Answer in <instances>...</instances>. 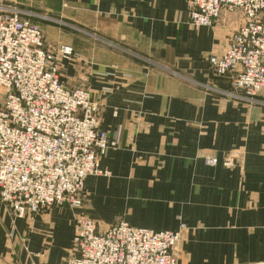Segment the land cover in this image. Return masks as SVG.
<instances>
[{"label": "crops", "instance_id": "obj_1", "mask_svg": "<svg viewBox=\"0 0 264 264\" xmlns=\"http://www.w3.org/2000/svg\"><path fill=\"white\" fill-rule=\"evenodd\" d=\"M0 5L32 12L49 47L80 56L60 61L62 79L87 85L110 139L101 158L110 175L86 179L84 208L19 219L0 199V264H60L84 216L103 229L120 220L158 232L185 224L178 264H264V91L246 99L232 74L216 76L209 64L241 14L195 28L187 0Z\"/></svg>", "mask_w": 264, "mask_h": 264}, {"label": "built area", "instance_id": "obj_2", "mask_svg": "<svg viewBox=\"0 0 264 264\" xmlns=\"http://www.w3.org/2000/svg\"><path fill=\"white\" fill-rule=\"evenodd\" d=\"M187 4L195 28L214 25L225 12L241 14L224 52L212 54L209 64L216 76L232 74L246 99L258 97L264 91V0ZM44 41L18 10L0 6V199L19 219L54 206L79 207L86 179L110 175L100 165L110 148L101 106L87 90L62 83ZM60 52L69 57L72 50ZM185 229L158 232L122 221L102 230L76 218L72 254L60 264H178Z\"/></svg>", "mask_w": 264, "mask_h": 264}, {"label": "rangeland", "instance_id": "obj_3", "mask_svg": "<svg viewBox=\"0 0 264 264\" xmlns=\"http://www.w3.org/2000/svg\"><path fill=\"white\" fill-rule=\"evenodd\" d=\"M0 6H6V5H0ZM7 7H10V8H14V9H16V10H18L19 12H20V14L22 15V17L25 19V20H27V21H29L31 24H34V25H36V26H38L40 29H41V31H42V33H43V37H44V44H45V48H46V50L48 51V52H50V53H52L55 57H56V60H57V70H58V73H59V75H60V78H61V81H62V83L66 86V87H68V88H71V87H69L66 83H65V81L62 79V74H61V65H60V61H66V62H78L79 60H80V56L78 55V54H76V52H74V50H73V48L72 47H70V46H64V45H62V46H52V47H49L48 46V43L46 42V39H45V35H44V32H43V29H42V27L40 26V25H38L35 21H32L33 20V13L32 12H30V11H28V10H25V9H22V8H20V7H18V6H10V5H8ZM51 19H53V17H51ZM55 20H57V18H55ZM58 21V20H57ZM63 48H68V49H71L72 50V52H71V56H69V57H64L62 54H61V50L63 49ZM87 85H82V86H79V87H75V88H82V89H85V90H87L88 92H90V90H89V88L88 87H86ZM73 89V88H72ZM0 92H2L3 93V99L2 100H0V103H2L3 101H4V91H3V89L2 88H0ZM90 94H91V92H90ZM1 97H2V95H1ZM92 98V97H91ZM95 102H97V101H95ZM98 103V102H97ZM100 165H101V160H100ZM106 171V170H105ZM108 172V171H107ZM85 184H86V181H85ZM85 184H84V188H83V190H82V193H81V198H82V204H81V206H79V207H72V206H70L72 209H75V210H78V209H81V208H84L86 205H87V200H86V198H85ZM54 207H57V206H54ZM53 208V207H52ZM52 208H47V209H45V210H43V211H46V210H49V209H52ZM77 218H85V219H88V220H91V221H93V222H95L98 226H99V228H101L102 230H105V229H103L95 220H92V219H90V218H87V217H77ZM119 222H122L121 220L120 221H118V222H116V223H114V224H112L111 226H114L115 224H118ZM111 226H109V227H111ZM108 228V227H107Z\"/></svg>", "mask_w": 264, "mask_h": 264}]
</instances>
